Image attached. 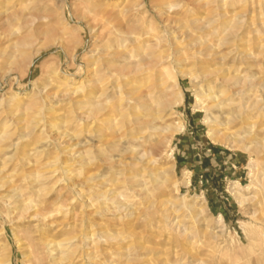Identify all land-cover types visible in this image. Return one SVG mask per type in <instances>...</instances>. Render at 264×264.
Returning <instances> with one entry per match:
<instances>
[{
  "label": "rangeland",
  "instance_id": "obj_1",
  "mask_svg": "<svg viewBox=\"0 0 264 264\" xmlns=\"http://www.w3.org/2000/svg\"><path fill=\"white\" fill-rule=\"evenodd\" d=\"M221 1L45 0L46 8L44 7L43 10L47 18L39 22L41 23L40 33L36 41V45H40L42 49L34 57L31 67L28 66L25 57L30 49L24 50L25 56H21L15 63H10L11 65L6 63V58H0V97L2 95L5 100H8L14 94H19L18 100L16 99L11 107L17 110L16 116H9L8 112H5V104L0 105V132L9 134L0 142V169H2L0 184L6 182L0 188V196H11L14 192L12 186H14L23 190L18 200L28 198L27 200L31 199L35 204L40 203L43 206L45 204L49 210H54L57 206L61 207L60 211H53L52 216L46 218L40 226L46 225L49 235L57 241L65 240L63 239L65 237L66 239L74 237L72 248L74 249L73 246L77 243L75 247L77 249L74 251L71 262L64 261V264H95L96 262L99 264H111L112 262V264H162L163 262L165 264H264V114L254 110L244 119H235L229 125V131L226 132L229 138L224 137L221 143L213 142L208 132L209 125L204 122L205 112L196 108L194 103L196 89L199 85H204V78L199 74L198 68L191 64L193 50L184 43H178L181 48L178 50L184 60L176 57L177 54L175 58L182 59L178 63L195 78L190 76L178 78L183 102L171 106L167 124L183 125V130L173 133L167 146L157 148V161L160 160L157 163L164 173L163 187L154 188L153 178L145 175L147 179L143 178L142 187L147 185L144 187V193L148 190L147 193L144 196L140 195L141 198L139 194H128L130 197L126 198L125 203L129 208L126 210L106 204L105 206L109 208L108 213L102 210L103 205L95 201H92L95 206L85 208L84 202L87 197L90 198V193L86 188L81 187L78 179L75 178L72 181L62 177L60 180L63 182L59 180L60 182L54 184V181L61 176L59 172L44 180L43 194L36 198L31 195L29 189H24L29 183V178L25 177L36 166L41 167L44 173L50 171L47 169L49 165L45 162L51 160L56 152L59 153L61 159L65 158L56 143L52 141L56 130H52L51 137L48 134L39 135V131L36 130L32 137L38 141L34 147H46L47 142L49 153L45 151L41 156L35 157L37 156L35 151L29 150L33 146H30L25 156L19 153L14 154L13 144L24 130V123L19 120L26 114L31 115L32 113L25 109L31 98L38 96L41 101L48 103L49 108L58 107L57 113L47 114L51 118L55 116V119L63 121V117L70 111L67 100L52 99L48 95L57 85L59 86L58 81L50 79L48 71L57 68L62 74L73 75L76 80H81L86 75L87 66L95 69L100 66V63H96V53L119 42V32L126 31L130 22H141L143 18L147 20L151 18L153 25L157 27L155 32L163 35L167 27L163 25L157 10L167 11V13L170 11L171 15L176 16H179L176 13L185 11L186 15L181 24L187 29L191 28L189 21L193 18L202 21L206 26L209 24L206 28L207 32H195L201 34L213 52L225 55L224 60L216 59V57L215 60H209V66L227 69L228 73L236 75L241 83L244 80L248 84L252 82L251 85L244 87L247 92L245 97L253 98L264 104V8L262 4H258V1L224 0L223 4ZM166 5L172 7L167 9ZM258 23L263 24L261 26ZM90 51H94V55H91ZM169 52L175 54L174 49ZM79 75L84 76L80 78ZM46 84L51 86L43 90L42 87ZM78 85L76 83L72 87ZM234 88L232 86L233 90ZM240 99L239 95L234 96L232 107L235 110H238ZM175 100L176 97H172V102ZM78 128V124L73 121L62 123L61 127L69 134L76 133ZM83 137H85L84 133L79 139ZM224 141L231 142L233 146L236 144V146L230 148L223 144ZM258 145L263 146L260 148L262 151L255 152L252 148L245 150V147ZM213 147H217L218 151L215 152ZM171 149L173 159L168 156ZM21 157H25L29 164L23 166L19 161ZM68 161L71 160L68 159ZM71 164V169L77 173V164L73 162ZM93 166L90 165L84 170L82 179L90 173L99 174L100 178L105 175L107 182L102 183L101 179H95L87 184L92 187L96 186L95 188L100 192L108 188L116 189L111 185L109 172L116 171L119 167L115 164L109 170L106 165L100 166L97 162ZM85 173L88 174L84 175ZM256 180L260 185L256 184ZM235 182L239 184L241 193L247 198L242 205L237 203L230 191ZM77 188L84 190L81 191L83 198L78 197ZM183 195L188 203L195 204L197 208L202 207L196 218H194V213L188 212L182 206L181 201L179 202V198ZM75 197L72 205L70 202ZM147 197H150V201ZM151 201L154 202L151 203ZM169 201L173 203L172 206ZM51 203H56L57 206H51L53 205ZM146 203L150 205L145 207ZM165 209L169 213L172 212L170 219H175L178 225L180 223V230L188 232L185 237L180 235L181 233L176 234L178 231L174 232L169 227V229L165 228L166 220L164 221L165 218H163L166 214ZM67 211L68 214L65 215ZM120 211L122 215L125 212V215L122 216ZM93 228L96 231L105 228L112 234L122 235L123 240L100 242L95 244L93 250L90 251L87 246L83 245L80 236L86 230L91 233L95 232ZM37 231V222L33 219L13 220L12 215H9L7 205L0 199L1 261L11 264H32L23 258L22 255L26 252L23 247L26 243L25 238L31 235L37 236ZM117 246H120V249ZM89 251L91 253L94 251L93 255H90ZM109 255L112 257L110 258ZM112 258L114 260H111Z\"/></svg>",
  "mask_w": 264,
  "mask_h": 264
},
{
  "label": "bare ground",
  "instance_id": "obj_2",
  "mask_svg": "<svg viewBox=\"0 0 264 264\" xmlns=\"http://www.w3.org/2000/svg\"><path fill=\"white\" fill-rule=\"evenodd\" d=\"M223 1H221L222 4ZM245 1H258V4H262L264 8V0ZM221 2L219 3L221 4ZM44 4L45 0H0V58H6V63L10 64L17 62L21 56H25L24 50L30 49L29 54L25 56L26 62L28 66H30L34 57L41 51L42 48L40 45H36V41L40 33L39 29L41 23L39 24V22L47 18L43 10L45 7ZM165 7L170 9L172 6L166 5ZM157 13L160 14L163 25L167 27L163 35H160L159 32H155L157 27L153 25V20L151 18L150 20L143 18L141 22H130L126 31L119 32V42L109 45L102 51L96 53V63H100V66L96 69L87 66L86 75H83L84 77L78 76L80 78L83 77L81 80H76L73 75L62 74L57 68L56 70L52 69L48 71L50 79H55L59 82V86L57 85L54 91L48 95L52 99L67 100L70 111L63 117V121L57 120L55 116L51 118L47 116V114L57 113L58 111L56 109L58 107H56V109H51L48 107V103L41 101L38 96L31 98L26 104L25 109L32 111V113L31 115L26 114L25 117L19 120L24 123V130L18 135L16 142L13 144L14 154L19 153V155L25 156L27 148L29 149L30 146H33V148L29 150L35 151L37 155L35 157L41 156L45 151H48L49 145H47L46 142V147H34V145L38 143L37 140L32 139L34 132L38 130L39 135L48 134L51 137L50 133L55 129L56 133L55 136L52 137V141L56 143L58 149L62 151L65 158L61 159L59 153L56 152V155L51 160L45 162V164L49 165L47 169H50V171L44 173V170L37 166L35 169L31 170L27 177H25L27 179L29 178V183L24 189H29L32 196L36 198L42 196L43 186L45 184L44 180L59 172L61 176L54 181V184L60 182L62 177L63 179L66 178L72 181H74L73 179L75 178L78 179L81 187L86 188L90 193V198L87 197L84 202L85 208H92L95 206L92 204V201H95L97 204L103 205L102 210L104 212L109 211L108 206H105L106 204H111L117 207V209L126 210L129 208L125 203L126 198L130 197L128 194H139V196H144L148 191L144 193V187L147 185L142 187L145 175L153 178V182H155L154 188L159 189L163 187L164 173L157 163L160 161H157V148L159 149L160 146H167L171 141L173 133H178L183 130V125L178 124L177 126H173L167 124V118L171 114L169 113L171 106L175 103L180 104L183 102V95L179 90L178 78L180 76L195 78L193 74L182 68L178 63L183 59L181 57V52L178 50L181 49L178 45L180 42L193 50L191 64L198 68L199 74L204 78V85H199L196 89L197 92L194 103L196 108L205 112L204 122L209 125L208 132L213 142L221 143L224 137L229 138L226 132L229 131V125L235 119H244L248 113L254 110L258 113H262V115L264 114V104L253 98L245 97L247 96V92L244 87L249 84L251 85L252 82L248 84L246 80H244L241 83V81L237 80V76L228 73L229 71L227 69L223 67L211 68L209 66V60H215V57L216 59H225L224 54L220 55L219 53L213 52V49L206 44L201 34L196 33L197 31H206L209 24L206 26L202 21L193 18L189 21L191 28L187 29L181 24L186 15L185 11L176 13L179 16L171 15L172 13H170V11H168L170 14H168L167 11L160 10H157ZM190 15L191 14H189V16ZM244 20L245 19H243V21ZM263 23L258 24L262 26ZM232 24L234 23L232 22ZM169 29L171 31H169ZM171 49H174L175 54H173V52L168 53ZM90 53L94 55V51H90ZM176 54L178 56H176ZM175 56L182 59H176ZM76 83L79 85L72 87V85H76ZM238 84L239 86H237ZM50 86L49 84L43 85L42 89L45 90ZM232 86L235 87L234 90ZM45 93H47V91H45ZM236 95L241 97L238 103V110L232 107L234 104V96ZM18 96L19 94L16 93L8 100H5V97L2 95L0 97V105L5 104V112H8L9 116L17 115V110L11 107L13 103L15 104L14 101H16V99L18 100ZM172 97H176L174 102H172ZM55 103V105H57V102ZM70 121L77 123L79 126L78 131L74 134H69L66 129H61L62 123ZM48 125L49 127H47ZM83 133L85 137L79 139ZM8 135L9 134L6 132H0V142L6 139ZM50 140L51 138L49 141ZM223 144L230 148L236 146V144L233 146L231 142L226 141H224ZM262 147L263 146L260 147V145L245 147V150L252 148L255 152H259ZM47 153H49V151ZM168 156L173 159L172 149ZM68 159L71 161H68ZM19 161L23 166L29 164V161L25 160V157L19 158ZM71 162L77 164V173H74L71 169ZM96 162L97 165L100 166L106 165L109 170H111L115 164L119 167L116 171L109 172L110 182H112L111 185L116 187V189L108 188L100 192L95 188L96 186L92 187L87 184V182L91 183V181L95 179H101V181H103L102 183H105L107 182L104 178L105 175L100 178L99 174L90 173L87 177L85 176V179H82L84 170L90 165L93 166ZM37 163H39V161H37ZM0 174L2 175V169H0ZM86 174L88 173L84 175ZM147 177L145 178L147 179ZM255 182L257 185H260L258 180ZM5 183L6 182H2L0 188L3 187ZM248 188L249 187H247V189ZM79 189H76V193L78 197L83 198L81 191L84 190ZM12 190L14 192L11 196H0V199L8 207L9 215H12L13 220H23L25 218L33 219L37 222L38 227L37 236L31 235L25 238L26 243L23 249H25L26 252L22 255L23 258L28 262H32V264H64V261L71 262L74 251L77 249H75V247H77L75 240L74 242L76 244L74 243V249L72 248V239L74 237H68L69 239H66L67 237L64 236L65 238L63 239L65 240L57 241L49 235V229L46 225L40 226L44 223L46 218L52 216L53 211H60L61 207L57 206L56 203H51L53 204L51 206L56 205L57 208H55V206L54 210H49L48 207H45V204L44 206L40 203L35 204L31 199L27 200L28 198L18 200V197L21 196L20 192L23 190L14 186H12ZM230 191L238 204L242 205L247 200L246 196L241 193L238 183L235 182ZM140 192L142 194H140ZM150 197H147L149 201ZM74 199H76V197L72 198L71 204ZM180 201L188 212L195 214L194 218L201 212L202 207L197 208L195 204L188 203L185 195L179 198V202ZM153 202L154 201H151V203ZM169 203L172 206L173 203H171V201H169ZM149 205L146 203L145 207ZM115 207L114 211H116ZM118 211L119 210H117V212ZM130 211L132 210L130 209ZM165 212V217H163L165 218L164 221L166 220L165 228H171L174 232L178 231L176 234L181 233L180 235H184L185 237V234L187 235L188 232L185 233L184 230H180V223L178 222V225L175 219V221L170 219V214L172 212L169 213L167 209H165ZM121 213L120 211V214ZM124 213L123 215H125ZM67 214L68 211L65 215ZM219 221L221 222V219ZM105 226L104 224V227ZM105 228H107V226ZM105 228L104 230L98 231L93 228V230H95V232L93 231L94 233H91V231L87 232L88 230H86V232L80 236L82 237L83 245L87 246L88 250L90 249L91 251L97 243L107 241L120 242L121 239L123 240L122 235L120 236L116 233V235L112 234L109 230H105ZM219 230L221 231V229ZM213 235H215V233H213ZM121 243H123V241ZM111 246L115 247L116 245ZM117 248L120 249V246H117ZM94 251H92V253ZM92 253L90 252V255ZM111 255H109L110 258L112 257ZM111 260H114V258ZM116 260L115 258V261ZM163 263L165 264V262ZM0 264L11 263L0 260ZM97 264H99V262Z\"/></svg>",
  "mask_w": 264,
  "mask_h": 264
},
{
  "label": "trees",
  "instance_id": "obj_3",
  "mask_svg": "<svg viewBox=\"0 0 264 264\" xmlns=\"http://www.w3.org/2000/svg\"><path fill=\"white\" fill-rule=\"evenodd\" d=\"M213 150L216 152V151H218V148L217 147H213Z\"/></svg>",
  "mask_w": 264,
  "mask_h": 264
}]
</instances>
